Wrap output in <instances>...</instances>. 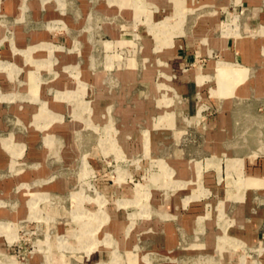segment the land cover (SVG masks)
Listing matches in <instances>:
<instances>
[{
    "label": "rangeland",
    "instance_id": "rangeland-1",
    "mask_svg": "<svg viewBox=\"0 0 264 264\" xmlns=\"http://www.w3.org/2000/svg\"><path fill=\"white\" fill-rule=\"evenodd\" d=\"M246 16L241 0H0V264H264V106L214 78L244 75L239 41L264 58Z\"/></svg>",
    "mask_w": 264,
    "mask_h": 264
},
{
    "label": "crops",
    "instance_id": "crops-1",
    "mask_svg": "<svg viewBox=\"0 0 264 264\" xmlns=\"http://www.w3.org/2000/svg\"><path fill=\"white\" fill-rule=\"evenodd\" d=\"M241 6L246 10V22L250 29H256L258 26L264 28V0H241ZM223 39L228 37L238 38L236 31L232 33L222 35ZM203 41V39H202ZM118 44V43H117ZM109 45V44H106ZM261 45L260 41H253L248 39L246 41H239L236 43L237 54L239 55L237 60L242 65L233 67L231 64L232 70L243 71L244 75L237 80V82H231L228 77H217V67L219 64L224 62L216 63L215 75L219 93L226 96H231L234 93V96L238 98H247L250 101V104L264 106V58L261 57ZM223 49V48H222ZM228 50V53L226 52ZM223 49V56L226 58L230 57V51L227 47ZM198 55V51H196ZM195 58V52L191 49L184 50V52H179L175 50L173 54V60L176 62L177 67L183 66L188 62L193 61ZM229 64V63H226ZM244 65V66H243ZM210 65H205L203 71L210 70ZM253 158V155L249 156V160ZM239 161V160H238ZM242 161L240 160L241 164ZM246 182L257 185V179L247 178ZM58 239V238H56ZM225 238L218 237L214 246H221Z\"/></svg>",
    "mask_w": 264,
    "mask_h": 264
}]
</instances>
